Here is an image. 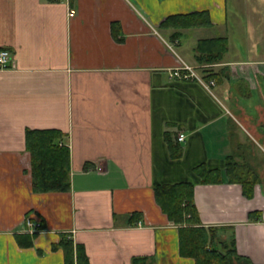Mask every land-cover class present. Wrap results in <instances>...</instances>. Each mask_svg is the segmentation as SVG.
Wrapping results in <instances>:
<instances>
[{
    "label": "crops",
    "instance_id": "0c3cea01",
    "mask_svg": "<svg viewBox=\"0 0 264 264\" xmlns=\"http://www.w3.org/2000/svg\"><path fill=\"white\" fill-rule=\"evenodd\" d=\"M232 4L228 37V0H0V51L12 56L11 69L0 71V264H64L52 249L61 237L82 247L89 264H194L180 256L179 228L154 197L157 186L188 182L201 226L264 264V166H256L262 183L251 200L239 186H202L193 174L199 165L224 170L234 154L244 163L242 153L264 145V62L226 61L233 35L264 39V0ZM203 12L212 29L183 31L176 43L175 31H160L169 17ZM218 38L228 54L212 70L228 71L231 81L208 92L170 78L181 63L202 77L194 49ZM27 131L63 134L69 193L32 191ZM166 135L179 160L170 158ZM255 213L260 219L250 222ZM29 218L40 233L26 234Z\"/></svg>",
    "mask_w": 264,
    "mask_h": 264
},
{
    "label": "trees",
    "instance_id": "16d2710c",
    "mask_svg": "<svg viewBox=\"0 0 264 264\" xmlns=\"http://www.w3.org/2000/svg\"><path fill=\"white\" fill-rule=\"evenodd\" d=\"M199 29H212L210 16L206 12L169 17L160 26L162 32L175 31L172 43L179 39L181 32ZM227 54L228 41L224 38L197 43L194 49L195 61L203 69L202 78L206 83L214 82L217 85L223 80L228 81V71L215 73L212 70L213 67L223 64ZM165 140L170 158L179 160L182 157L181 149L171 142L169 135L165 136ZM25 146L31 159L32 191L36 194L69 193L70 150L64 145L63 134L56 131H27ZM193 174L202 186H239L247 200L253 198L255 188L262 183L253 169L242 161H236L235 154L226 159L224 170H211L206 165H199L193 169ZM195 187L193 182H188L154 188L157 206L170 223L179 228L180 256L192 260L194 264H251L237 254L233 238L223 241L218 237L219 231L205 230L201 226L194 201ZM259 219L258 213L249 217L250 222ZM139 221V217L135 216L130 225H136ZM16 240L22 247H32V241L28 237H17ZM52 249L62 251L64 264H89L84 249L74 246L67 237H61L59 244ZM134 264L150 263L139 259Z\"/></svg>",
    "mask_w": 264,
    "mask_h": 264
},
{
    "label": "rangeland",
    "instance_id": "374dc122",
    "mask_svg": "<svg viewBox=\"0 0 264 264\" xmlns=\"http://www.w3.org/2000/svg\"><path fill=\"white\" fill-rule=\"evenodd\" d=\"M245 2L247 0H244ZM250 3V2H249ZM252 6L249 5V9L248 13L249 15L252 14L253 10L251 8ZM228 12H229V24H228V28H227V32H229L228 34V37L231 35V32L233 30V27H234V23H235V11L233 9V4H232V0H228ZM244 25H245V28H247V23L248 22H251V19H245L244 21ZM251 26H250V33H251ZM264 36V35H263ZM262 41L260 42H257V41H254V40H240L239 37L233 35L232 37V51L231 53L229 54V56H227L226 58V61H243L245 63H250V62H264V39H260ZM176 43V42H175ZM229 81H231V74H229ZM212 91V90H211ZM210 91V92H211ZM239 92L236 93L235 89L232 93V96L230 95V97H232V99H236V97L238 96ZM257 96L255 95V97L253 99H251L250 103L253 105L257 100ZM227 104V103H226ZM223 107H226L228 106H225L223 103H222ZM230 107V106H229ZM229 113V112H228ZM253 148H254V152L251 151V152H245V153H242V155L244 156L243 160H244V163L247 164L251 169H253L256 173H257V170H256V166L261 164V166H264V151L262 150V148H264V145L260 143L259 146H256V145H253ZM245 155H248L250 157H247ZM250 158V159H249ZM255 158V159H253ZM253 159V161H252ZM253 165H252V163ZM254 166V167H253ZM260 171H264V168L263 169H260ZM258 175V173H257Z\"/></svg>",
    "mask_w": 264,
    "mask_h": 264
},
{
    "label": "built area",
    "instance_id": "2783aa9c",
    "mask_svg": "<svg viewBox=\"0 0 264 264\" xmlns=\"http://www.w3.org/2000/svg\"><path fill=\"white\" fill-rule=\"evenodd\" d=\"M73 15V14H72ZM12 67V56L10 52L6 50L0 51V71H9ZM170 78L174 80H179L183 82H197L199 83L204 89L210 92L214 87V82L206 83L201 76H199L195 69L191 68L190 66L186 65L185 63H181L179 68L174 69L170 73ZM186 137L183 134H179L177 138V142L179 144L185 143ZM98 172H101L99 169ZM26 234L35 235L40 233L41 224L38 221H33L32 219L26 220Z\"/></svg>",
    "mask_w": 264,
    "mask_h": 264
}]
</instances>
